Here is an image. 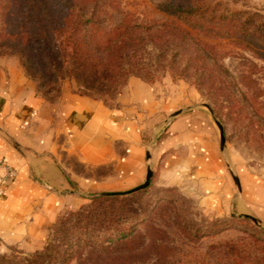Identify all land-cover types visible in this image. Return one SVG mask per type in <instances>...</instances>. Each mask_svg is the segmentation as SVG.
<instances>
[{"label":"crops","instance_id":"0c3cea01","mask_svg":"<svg viewBox=\"0 0 264 264\" xmlns=\"http://www.w3.org/2000/svg\"><path fill=\"white\" fill-rule=\"evenodd\" d=\"M185 92L162 93L131 77L108 108L67 82L52 103L36 93L16 59L0 58V164L17 173L0 196V248L38 250L63 210L90 194L130 191L149 167L159 170L162 184L183 187L204 206L264 223V180L240 172L236 194L210 112ZM64 157L107 173L84 175Z\"/></svg>","mask_w":264,"mask_h":264},{"label":"trees","instance_id":"16d2710c","mask_svg":"<svg viewBox=\"0 0 264 264\" xmlns=\"http://www.w3.org/2000/svg\"><path fill=\"white\" fill-rule=\"evenodd\" d=\"M158 9L166 21L143 24L126 15L112 24L117 0H0V58L16 59L45 100L57 101L62 82L73 79L78 95L108 108L131 77L149 85L166 74L189 77L202 95L227 78L235 95L214 40H229L264 61L263 14L231 9L222 0H169ZM134 193L95 195L60 217L53 226L60 244H48L23 264H65L86 249L102 264H126L145 222L126 206ZM0 264L17 263L0 255Z\"/></svg>","mask_w":264,"mask_h":264},{"label":"rangeland","instance_id":"374dc122","mask_svg":"<svg viewBox=\"0 0 264 264\" xmlns=\"http://www.w3.org/2000/svg\"><path fill=\"white\" fill-rule=\"evenodd\" d=\"M168 1L117 0L119 10L110 12L112 24L126 15L143 24L164 22L168 17L158 8ZM222 1L227 2L231 9L264 15V0ZM213 43L218 62L233 78L238 93L234 95L231 92L227 78H224L220 86L209 84L204 95L197 90L189 77L179 79L166 74L152 85L162 93H168V90H186L187 99L195 105L211 111L215 108L219 112L220 121L212 111L211 123L218 134L214 120L223 129L224 148L220 149L230 176L231 172L237 177L240 172H248L264 180V61L229 40H214ZM67 82L74 84V92L77 93L78 88L73 79H65L61 88ZM36 93L42 97L37 91ZM208 96L215 98L217 105H213V101L207 99ZM163 137L164 133L158 140ZM64 162L80 168L79 171L84 175L93 172L102 176L107 173L106 167H78L73 158L64 157ZM152 173L147 188L133 191L135 193L127 197L126 206H131L141 214L145 222L138 226L134 234L138 250L125 254L128 261L126 264H264V223L260 220V223H254L243 215L221 213L217 209L204 206L183 187L162 184L159 170ZM234 187L238 195L235 184ZM102 193L106 192L90 194L82 205L63 210L38 250L26 252L16 246L1 247L0 255L17 264H23L34 254L43 251L48 244H60V238L53 232L57 220L75 212L95 195ZM102 263L98 261L93 249H86L80 257L65 264Z\"/></svg>","mask_w":264,"mask_h":264},{"label":"water","instance_id":"95a60500","mask_svg":"<svg viewBox=\"0 0 264 264\" xmlns=\"http://www.w3.org/2000/svg\"><path fill=\"white\" fill-rule=\"evenodd\" d=\"M208 110H209V112L212 114V111H211L209 108H208ZM180 113H181V112H177L176 115H177V114H180ZM214 122H215L216 126L218 127V130H219V136H220V147L223 149V148H224V141H225V140H224L223 129H222V127L220 126V124H219L216 120H214ZM8 141H9V142L12 144V146H13L14 148H16L17 150L20 149V148L14 143V142H12V141H10V140H8ZM150 159H151V153H150V150H147V160H148V162H150ZM152 176H153V173H152L151 168L149 167L148 170H147V174H146V177H145L144 182H143L140 186L136 187V188H135L134 190H132V191H138V190H142V189L147 188V187L149 186V184H150V181H151V179H152ZM231 176H232V179H233L234 184H235V186H236V189H237V191H238V194H240V193H241V188H240V182H239V179H238V177H237L233 172H231ZM245 217L251 219L254 223H260L258 219L254 218V217H252V216H245Z\"/></svg>","mask_w":264,"mask_h":264},{"label":"built area","instance_id":"2783aa9c","mask_svg":"<svg viewBox=\"0 0 264 264\" xmlns=\"http://www.w3.org/2000/svg\"><path fill=\"white\" fill-rule=\"evenodd\" d=\"M2 174H0V196L4 194L3 185L6 181L11 180L14 181L16 178V170L7 165L6 163L0 164Z\"/></svg>","mask_w":264,"mask_h":264}]
</instances>
